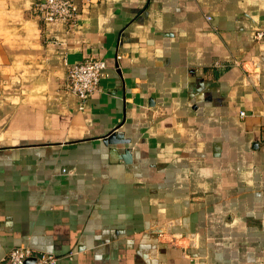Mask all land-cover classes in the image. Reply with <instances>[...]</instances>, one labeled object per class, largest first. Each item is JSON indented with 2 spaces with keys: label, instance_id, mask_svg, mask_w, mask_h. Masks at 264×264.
<instances>
[{
  "label": "crops",
  "instance_id": "crops-1",
  "mask_svg": "<svg viewBox=\"0 0 264 264\" xmlns=\"http://www.w3.org/2000/svg\"><path fill=\"white\" fill-rule=\"evenodd\" d=\"M35 2L0 0V258L264 264V0Z\"/></svg>",
  "mask_w": 264,
  "mask_h": 264
},
{
  "label": "built area",
  "instance_id": "built-area-1",
  "mask_svg": "<svg viewBox=\"0 0 264 264\" xmlns=\"http://www.w3.org/2000/svg\"><path fill=\"white\" fill-rule=\"evenodd\" d=\"M77 1L83 6L91 0H36L33 10L36 17L43 22H64L68 27H74L79 22ZM116 58H120V55ZM107 75L105 61L89 56L68 67L63 86L66 91L74 94L83 106ZM59 259L51 252L37 251L27 245H19L2 256L0 264H57Z\"/></svg>",
  "mask_w": 264,
  "mask_h": 264
}]
</instances>
